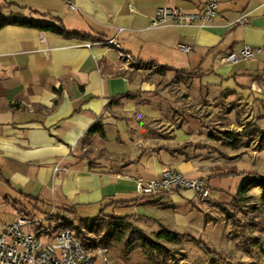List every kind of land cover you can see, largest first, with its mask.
<instances>
[{"label":"crops","instance_id":"1","mask_svg":"<svg viewBox=\"0 0 264 264\" xmlns=\"http://www.w3.org/2000/svg\"><path fill=\"white\" fill-rule=\"evenodd\" d=\"M205 1L0 0L4 17L60 20L67 31L89 36L0 27V209L15 211L28 200L92 217L117 202L143 220L158 222L164 213L159 225H193L194 209L205 211L213 200L200 207L190 189L137 192L139 180L165 168L207 176L210 185L218 179L210 177L218 173L213 133L180 99L204 100L207 120L221 114L240 120L233 129L251 123L264 131V0H217L212 24L147 29L159 7L198 11ZM120 27V49L103 43ZM189 40L190 53L177 49ZM244 44L262 50L228 63L227 54ZM97 121L105 136H87Z\"/></svg>","mask_w":264,"mask_h":264},{"label":"rangeland","instance_id":"2","mask_svg":"<svg viewBox=\"0 0 264 264\" xmlns=\"http://www.w3.org/2000/svg\"><path fill=\"white\" fill-rule=\"evenodd\" d=\"M127 60L130 63L132 58L129 57ZM171 87L173 88V86ZM171 96L173 97V94H170L169 98ZM215 104L220 105V101L217 100ZM204 105V100L197 99V97L191 100L180 99L179 104L183 109L190 107L195 116L201 120L200 123L208 124L211 129L214 136V148L216 155H218L215 156L217 158L214 160L213 170L218 171L219 174L224 172H235L237 174L219 177L215 176L216 173H214L211 177H217L218 179L213 180L212 185H210L207 176L189 177L183 173L189 178L203 179L211 189V196L208 200L210 202L213 200L214 202L205 211L193 208L197 217L191 227L176 228L169 222V226H164L168 229H175L180 233L189 234L197 241H204L218 256L214 258L207 254L199 244L191 241L193 237H185L179 244L164 240L159 241L166 247V255L157 253L149 255L140 247H135L129 253H126L124 241H122L108 247L109 257L115 264H264V204L261 202L262 188H253L247 193L236 197L238 186L247 178V173L255 172L264 176V145L262 142L264 140L260 137V131L257 130L251 136L249 135V138L248 136L245 137L244 131L249 132L252 129H256V127L254 124L248 123L241 131L237 130L240 120L235 117L228 119L221 114H214L212 119L207 120L205 110L201 109ZM241 116L237 114L236 117L241 118ZM260 125L264 127V120ZM228 126H231V128L233 126L236 127L229 130L235 137L244 136L242 140L236 142V147L230 146L227 141L229 138L224 132ZM90 149L87 146L84 152L89 159L91 157L88 153ZM256 151H259V156H257ZM21 201V203H17L19 209L26 208L25 211L29 213V218L36 219L39 223H44V227H48V229L55 222L45 218L53 210L56 215L62 213L68 221L74 224L78 223L70 213L71 211L68 210L69 208L61 211L59 206L56 208L53 203ZM118 205L119 203L117 202L109 203L108 207L105 208V213L118 215L132 213L130 208H117ZM205 205L207 204H199L200 207ZM187 207L181 208H184L183 210L185 211L191 209L190 206ZM97 213L98 209L96 211H88V215ZM156 216H158V222L150 221L151 219L143 220L142 217L137 216L130 219L134 226L141 228L146 234L154 238L155 233L160 229L159 224L166 223L163 218L165 216L164 213H157ZM15 218V211H12L8 206L0 209V230L6 223L14 222ZM236 219L240 221L242 228L235 225ZM27 228L28 230H35L36 225H29ZM50 231L52 230L50 229ZM88 235L93 236L91 233ZM128 235H130L129 229L126 231L125 238ZM52 239L53 237H50L48 240L51 241Z\"/></svg>","mask_w":264,"mask_h":264},{"label":"built area","instance_id":"3","mask_svg":"<svg viewBox=\"0 0 264 264\" xmlns=\"http://www.w3.org/2000/svg\"><path fill=\"white\" fill-rule=\"evenodd\" d=\"M217 7V0H206L203 9L198 11H187L179 5L162 6L156 10L147 29L167 25H209L215 21ZM124 30V27H120L113 37L103 43L120 49L118 35ZM177 49L190 53L193 50L192 40L178 43ZM261 50L260 47L244 44L238 51L229 52L225 60L235 64L253 59ZM121 56L130 57L124 52H121ZM55 171H61V168L56 166ZM178 189L192 190L200 203H205L211 196V189L203 179L186 177L172 168H165L159 177L138 182V193L143 196ZM15 214L14 222L6 223L0 230V264H115L109 257L108 247L87 250L77 234L70 229L55 233L48 227L28 230L29 225H36L39 221L22 216L17 210ZM50 237H53L51 241L48 240Z\"/></svg>","mask_w":264,"mask_h":264},{"label":"trees","instance_id":"4","mask_svg":"<svg viewBox=\"0 0 264 264\" xmlns=\"http://www.w3.org/2000/svg\"><path fill=\"white\" fill-rule=\"evenodd\" d=\"M5 7H0V27L5 26L7 24H15L19 26H25L29 28H35L40 31H49L59 35H62L67 38H89L88 35L83 34L81 32H69L66 30L64 25L58 20L57 23L51 21H38L33 17H25V16H15V17H4L3 9ZM159 70H164V67H158ZM125 97H130L131 94H125ZM259 130V129H258ZM261 133V138L264 140V131L259 130ZM253 132H256V129H252L249 132L244 131V136H251ZM99 134L101 137L105 136V129L103 124L100 121L95 122L87 131V136L91 134ZM227 135V141L230 146L236 147V142L242 140L244 136L235 137V135L226 130L224 132ZM243 142V141H242ZM235 175V172H224V173H216L215 176H229ZM240 174V173H238ZM247 178L238 186V190L236 192V197L241 196L247 193L249 190L253 188L260 187L262 188L261 192V202L264 204V176L259 173H247ZM212 176V175H211ZM210 176V177H211ZM225 207V206H220ZM69 208V207H68ZM68 208H63L61 211L67 210ZM105 208L101 209V211L92 217H81L76 214L74 210L69 208L72 216L78 221L77 224L68 221L64 215L58 214L56 215L54 210L47 214V220L51 222H55L53 225H50L49 229L54 232H58L61 230L70 229L74 231L77 236L82 241V244L87 250H91L95 247H109L115 243L124 241V249L126 253H129L135 247H140L147 254H162L166 255V247L162 245L159 241L164 240L170 243L179 244L181 240L185 237L192 238L193 236L173 231L168 229L164 225H160V229L155 233L154 238L146 234L141 228L136 227L132 224V220L130 218L134 217L135 214H128L120 216L118 214H107L105 213ZM26 209V208H25ZM25 209L17 208V211L20 215L25 217H30L29 213L25 211ZM235 225L242 228V224L238 219L235 221ZM44 227V223L36 224V229L40 230ZM130 230V235L126 238V231ZM91 233L93 236L88 235ZM191 241H195L199 244L207 254L216 258L218 255L215 251L209 248L208 244L204 241H197L194 237Z\"/></svg>","mask_w":264,"mask_h":264}]
</instances>
